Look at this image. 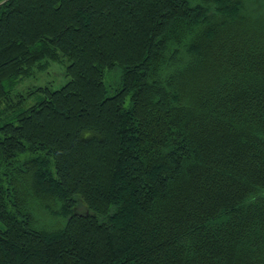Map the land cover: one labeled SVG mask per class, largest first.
<instances>
[{
  "label": "trees",
  "instance_id": "16d2710c",
  "mask_svg": "<svg viewBox=\"0 0 264 264\" xmlns=\"http://www.w3.org/2000/svg\"><path fill=\"white\" fill-rule=\"evenodd\" d=\"M0 264H264V0H0Z\"/></svg>",
  "mask_w": 264,
  "mask_h": 264
},
{
  "label": "rangeland",
  "instance_id": "374dc122",
  "mask_svg": "<svg viewBox=\"0 0 264 264\" xmlns=\"http://www.w3.org/2000/svg\"><path fill=\"white\" fill-rule=\"evenodd\" d=\"M68 60H49L46 67L36 71L33 75L23 77L15 84L12 94H22L25 96L22 105L28 106L34 103L39 94L32 92L35 88L47 86L50 89H56L62 86L69 77L66 75V65ZM104 81L107 84L109 92H113L115 79L110 71H105ZM79 210H82L80 207Z\"/></svg>",
  "mask_w": 264,
  "mask_h": 264
}]
</instances>
